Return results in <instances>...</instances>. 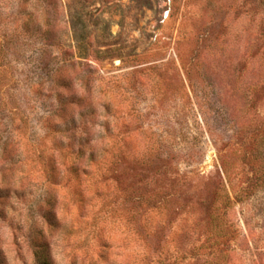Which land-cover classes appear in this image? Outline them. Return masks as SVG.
Returning a JSON list of instances; mask_svg holds the SVG:
<instances>
[{
    "label": "rangeland",
    "instance_id": "rangeland-1",
    "mask_svg": "<svg viewBox=\"0 0 264 264\" xmlns=\"http://www.w3.org/2000/svg\"><path fill=\"white\" fill-rule=\"evenodd\" d=\"M0 264H264V0H0Z\"/></svg>",
    "mask_w": 264,
    "mask_h": 264
}]
</instances>
